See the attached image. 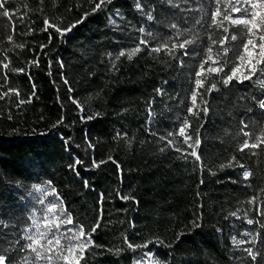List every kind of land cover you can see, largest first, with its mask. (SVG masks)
Returning <instances> with one entry per match:
<instances>
[{
    "label": "trees",
    "instance_id": "16d2710c",
    "mask_svg": "<svg viewBox=\"0 0 264 264\" xmlns=\"http://www.w3.org/2000/svg\"><path fill=\"white\" fill-rule=\"evenodd\" d=\"M3 2L9 13L0 15L5 264H33L30 249H21L28 243L31 189L42 184L55 188L75 224L91 233L79 264H264V144L251 147L264 138V71L243 79L258 67L259 49L250 48L248 57L249 34L223 19L238 15L230 10L233 0L219 6L105 0L96 11L100 0ZM217 7L220 27L212 23ZM259 35L251 37L257 45ZM141 38L148 45L129 60ZM185 40L194 43L173 49ZM121 50L126 55L117 59ZM244 124L250 136L241 132ZM185 136L192 139L184 143ZM245 140L249 147L239 151Z\"/></svg>",
    "mask_w": 264,
    "mask_h": 264
},
{
    "label": "snow or ice",
    "instance_id": "6c2138e0",
    "mask_svg": "<svg viewBox=\"0 0 264 264\" xmlns=\"http://www.w3.org/2000/svg\"><path fill=\"white\" fill-rule=\"evenodd\" d=\"M105 0H100V3H97L95 8L93 9V11H96L98 9L101 8V6L104 4ZM216 4L219 6L220 4V0H216ZM264 9V0H233V2L231 3V12L232 13H237V16H232V15H225L223 17L224 20L229 21L230 23V27L233 31H237V30H244L249 34V39L248 41L244 44V53H246L248 55V57H253V52L250 51L251 49H256L258 48L259 51L256 53V56L258 57L257 59H255V65H257L258 67H251V71L250 74L248 76H244L243 79H251L253 74H255L257 71H264V35H259L257 38L259 39L260 43L257 45L254 43L253 39L251 37L256 36V34L258 32H264V11H257V9ZM0 9H4V11L2 13H0V15H5L7 16L9 13L7 11V9H5V4L3 2V0H0ZM220 15V9L219 7H217V11L212 13L213 16V20L212 23L214 25H216L217 27H220L221 24L217 23L216 17ZM148 19H152L151 14H149ZM197 23H200V21H197ZM222 23V22H221ZM45 25L47 27H54L53 25H51L49 23V21L47 19H45ZM47 27H46V31H47ZM173 29L176 28V25H172L171 26ZM70 30V29H68ZM66 30V31H68ZM56 31H60L59 28L56 29ZM141 32H144V29L141 28L140 29ZM225 32L229 31V28H225L224 29ZM63 35V33H61ZM151 35V34H149ZM9 39H11V37H9ZM227 39V38H226ZM232 40H236L237 36L232 35L231 36ZM148 41L144 38H141L140 43L134 48L132 49L130 52L127 53L128 59L131 60L133 55H135L136 53L140 52L141 46L140 45H148ZM194 43L193 40H185L183 43H180L179 45H173V49H187L188 45ZM213 43H215V41H213ZM221 43H223V41H221ZM20 47H23V45H21ZM161 48H167V44L161 45L160 47L154 48L152 49V51L154 52H159L161 50ZM209 51H211V49H209ZM227 51V50H226ZM170 54H174L171 53ZM185 54H187V52H185ZM111 55V54H109ZM126 55V52L124 50H121V52L119 53V55L116 57L117 59H119L120 56H124ZM239 60L244 61L245 56L241 55L239 58ZM5 68L8 67V65H4ZM240 66L238 65L237 68L233 69V74L231 76H227V78H225L223 80V83L225 85H228L229 82L231 80H233L235 78L236 72L238 70ZM218 69H209V71H217ZM17 71H23V69H19ZM219 71H223V69H219ZM198 79L196 80V85L197 87L202 86V80L199 78L201 77V72H197L196 73ZM243 82V81H241ZM65 83H67V81H65ZM212 88H215V85L212 86ZM211 90V89H210ZM10 92H16V90L14 89H10ZM159 91V90H158ZM18 95V93H16ZM3 95H8V93H4ZM195 96L196 94L193 93V107H195ZM2 98V97H0ZM21 103H24L25 101H20ZM30 102V101H29ZM260 108L264 109V101H260ZM83 110V109H81ZM205 111H207V109H205ZM189 112H193V108H189ZM92 116H89L88 119H92ZM59 123V122H58ZM243 124V122H241ZM248 125L244 124L241 132L243 133L244 136H250L251 133L244 131V128H247ZM184 132H185V128L181 127L179 130V135L180 136H184ZM169 136H173L174 133H169ZM161 139H164V137H161ZM192 138L190 136H185L184 137V143H188L189 140H191ZM257 140L259 141L258 144H252L251 147L252 148H256L259 147L260 144H264V138L261 137H257ZM168 143L170 145L173 144L172 140H169ZM200 141L199 139L196 140V146L199 147ZM91 146V145H90ZM192 145L189 144V147H191ZM249 147V141L245 140L244 143L240 146L239 151H244L245 149H247ZM180 149L177 148V151H179ZM192 156H194L196 158V160H200L201 157L197 154L196 150L194 149L193 152L191 153ZM111 159V157L109 158ZM233 160H235V157H233ZM82 163L80 160L76 161V164H80ZM100 163H104V161H101ZM93 165L98 167L99 165H97L95 163V161H93ZM222 168L224 167V165L221 166ZM241 168H243V165H240ZM244 178L247 179L251 173L249 171H244L243 173ZM85 184L87 186V181H85ZM34 187H38V186H34ZM50 194H56V189L52 188L51 189V193ZM103 198V197H102ZM123 199H128L129 197H122ZM255 199V198H253ZM57 200L59 201V205L63 204V201L59 199V197L57 196ZM41 203H44L43 200H41ZM59 205L57 203H50L46 214H45V219H48V214H52L54 213L55 210L58 209L59 213L61 215H67V220H61V222L59 224H56L54 229L53 228H48V225L46 224L45 227L48 229L45 232H42L40 229V226L38 224H35L34 222V227H35V232L25 235L23 237L24 240L29 241L28 243L24 244V247L21 249V251H24L25 249H30L32 253L35 254V258L38 260L41 258V251H39L37 249V247H35L34 245H36L38 243V240L35 237H40L41 240L48 238L49 236H51V239H48V244L51 245L53 243V241L55 242V244L61 249V251L64 250V248H67L68 252L71 253L74 251V249H79V252L81 253V255L83 254L84 249L88 248L89 246H91L93 244V241L91 240V233H86L85 229L83 227V225H76L73 218L71 217L70 214L66 213V209H64L63 207H59ZM233 216L236 215V213H232ZM248 223L251 224L253 223L252 220H248ZM100 225V221H97V224L92 228V232L94 233L97 228ZM70 226V227H69ZM64 228L65 231L61 232L60 229ZM78 230V235H76V232ZM27 231V230H26ZM71 234V235H69ZM126 242H127V238ZM65 240L67 241L65 243ZM73 241H75V243H73ZM233 243L234 244H240L242 243V241H237L235 239V237H233ZM130 248L132 247H147V244L143 245V246H133L132 244L129 243L128 245ZM249 251V255H253L251 249L248 250ZM146 255L151 258L153 256L152 253H146ZM27 259V258H26ZM49 260L52 259V257H48ZM253 259H255V256L253 255ZM6 261V257L0 255V264H5ZM76 264H79V261L76 262ZM136 264H143L142 261L138 260L136 261Z\"/></svg>",
    "mask_w": 264,
    "mask_h": 264
},
{
    "label": "rangeland",
    "instance_id": "374dc122",
    "mask_svg": "<svg viewBox=\"0 0 264 264\" xmlns=\"http://www.w3.org/2000/svg\"><path fill=\"white\" fill-rule=\"evenodd\" d=\"M35 186L38 187L33 186L31 189V198H30L31 221L29 226L26 228L27 231L25 230L26 235L35 232L34 222L35 224H38L40 226L42 232H45L48 230L45 227L46 224L48 225V228L54 229L55 225L59 224L61 220H65V221L67 220V215H61L58 209L55 210L54 213L48 214V219L47 220L45 219V214L49 204L57 203L59 205V201L57 200L56 194H50L51 187L48 184L35 185ZM41 200H43L44 203H41ZM59 207L64 208L63 204L59 205ZM60 231L64 232L65 229L62 227ZM76 235H78V230L76 232ZM35 238L38 240V243L34 246L37 247L39 251H41L42 255L41 258L37 260L35 258V254L32 253L30 250L33 264H76V262L78 261L81 255L79 249H74V251L71 253L68 252L67 248H64V250L61 251V249L55 244L54 241L51 245H49L48 239H51L52 238L51 236L43 240H41L40 237H35ZM66 242L67 241L65 240V243ZM73 243H75V241H73ZM48 257H52V259L49 260Z\"/></svg>",
    "mask_w": 264,
    "mask_h": 264
}]
</instances>
